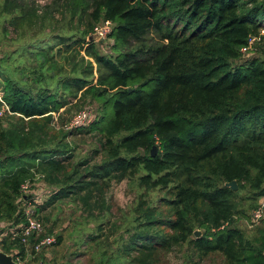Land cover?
<instances>
[{
	"label": "trees",
	"instance_id": "16d2710c",
	"mask_svg": "<svg viewBox=\"0 0 264 264\" xmlns=\"http://www.w3.org/2000/svg\"><path fill=\"white\" fill-rule=\"evenodd\" d=\"M0 13L33 37L23 49L29 68L12 78L0 67L12 113L0 120L2 253L56 264L33 251L34 238L8 234L25 221L22 186L40 184L48 190L38 215L69 200L87 223L99 221L88 235L94 264H164L175 248L190 252L182 264H264V218L252 234L235 225L264 198V0H51L40 13L4 0ZM106 21V40L89 42ZM92 105L99 117L87 127L54 128L53 114L62 125L63 114ZM76 133L97 145L77 162L67 142ZM123 181L139 194L118 224L105 196ZM232 181L237 193L224 186ZM62 242L59 234L47 249Z\"/></svg>",
	"mask_w": 264,
	"mask_h": 264
},
{
	"label": "rangeland",
	"instance_id": "374dc122",
	"mask_svg": "<svg viewBox=\"0 0 264 264\" xmlns=\"http://www.w3.org/2000/svg\"><path fill=\"white\" fill-rule=\"evenodd\" d=\"M3 1L4 0H0V6L3 4ZM25 1L28 3L33 2L40 13L42 7L48 5L51 0ZM10 19L11 16H7L4 13L1 15L0 13V67L10 73L12 78H16V70L24 67L29 68L31 66V64L27 61V57L23 54V49L28 46L33 37L32 35L25 34L26 32H24L25 35L22 36V31L15 29L14 26H11ZM69 21L70 19L67 18L66 22L68 23ZM74 26L75 24L72 23L73 28ZM36 34L39 38L43 37L41 30H37ZM99 50L101 53H109L107 48L99 47ZM254 55H257V53L254 52L253 48L245 55L244 59L240 61V63L250 59ZM1 87L2 78L0 76V89ZM86 109H91L93 117L89 120V122H86L79 127H87L93 119L99 117L96 105L86 106ZM79 111L72 110L70 113L63 114V126L56 123L54 128L56 130L62 128L66 132L71 129L74 130L79 128H68L72 117ZM57 117V114H53L54 119ZM92 136L93 135L76 133L75 136L67 139L69 147L73 149L75 162L90 158L93 150L97 147L95 139ZM36 185L37 187L34 188H39L38 185L40 184ZM41 189L44 190V188ZM47 190L48 188H45V191ZM237 190L234 192L237 193ZM138 194V189L128 181H123L119 184L112 183L105 196L106 204L111 206V217L109 219L113 222H117L118 224L120 222L127 224L131 219V212L136 204ZM245 194V192L241 193L242 196ZM160 197L161 194L156 193L152 196V199L157 200ZM256 206L261 207L262 209L263 213L259 219L261 221V219L264 218V198H259L256 202ZM243 207L248 209V203H245ZM256 210L257 209L247 212L250 221L244 220L241 217L236 220L235 225L242 229L246 234H252L255 226H263L262 223H259L260 221L255 225L253 224V214ZM46 215L50 216V222L44 225L45 230L47 231L48 229H52L51 236L56 239L57 235L60 234L63 240L59 247L43 251L47 254V258L53 259L56 264H94V260L92 262L90 260L92 254H90L89 251L96 250V247L92 243L88 242V235L95 234L96 225L99 221L91 220L90 223H87L80 212V208L69 200L56 203L52 210L41 213L39 217ZM120 225L122 226L123 224ZM104 230L106 231L105 233H107L108 225H104ZM120 232H122V230H120ZM187 253L189 254L190 252L186 251L185 248L181 250L175 248L166 256L164 264H182L185 259L184 255H187ZM220 262L221 261L217 258H207L200 264H219Z\"/></svg>",
	"mask_w": 264,
	"mask_h": 264
},
{
	"label": "built area",
	"instance_id": "2783aa9c",
	"mask_svg": "<svg viewBox=\"0 0 264 264\" xmlns=\"http://www.w3.org/2000/svg\"><path fill=\"white\" fill-rule=\"evenodd\" d=\"M112 24L108 21L101 22L94 27L92 35L95 36V42L106 40L108 34L111 31ZM255 39L249 41V47L253 45ZM242 53L248 51L247 48H243ZM6 115H12L9 107L3 101L2 93L0 92V120H2ZM93 117L91 110L84 109L76 113L68 126L69 129L77 128ZM54 123H57V118L54 119ZM39 188L31 189L30 184H25L21 188L20 196V207L22 209L24 223L18 226L16 229H11L8 234L11 235V240L19 239L22 244H28L30 238H34L36 241L33 245V251L35 253H41L45 249L51 247L55 243V238L49 235H43L44 225L39 218L37 213V206L42 204L47 198V191L42 185H38ZM37 187V185H36ZM41 188H44L41 189ZM262 209L259 207L256 212L253 214V224H257L262 216ZM6 234H4L5 236ZM43 235V236H42ZM19 264V263H18Z\"/></svg>",
	"mask_w": 264,
	"mask_h": 264
},
{
	"label": "water",
	"instance_id": "95a60500",
	"mask_svg": "<svg viewBox=\"0 0 264 264\" xmlns=\"http://www.w3.org/2000/svg\"><path fill=\"white\" fill-rule=\"evenodd\" d=\"M95 36L94 35H91L89 38H88V41L89 42H93L95 41ZM156 153V148L153 147L152 148V151H151V155L155 154ZM226 188L230 189L231 191H236L237 190V184L235 181H232L231 183H225L224 185ZM194 236L195 237H199L200 236V232L199 231H196L194 233ZM0 264H18L14 261L13 257L10 256V255H6L2 252H0Z\"/></svg>",
	"mask_w": 264,
	"mask_h": 264
},
{
	"label": "crops",
	"instance_id": "0c3cea01",
	"mask_svg": "<svg viewBox=\"0 0 264 264\" xmlns=\"http://www.w3.org/2000/svg\"><path fill=\"white\" fill-rule=\"evenodd\" d=\"M1 238V237H0ZM1 252V251H0Z\"/></svg>",
	"mask_w": 264,
	"mask_h": 264
}]
</instances>
